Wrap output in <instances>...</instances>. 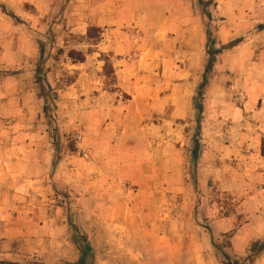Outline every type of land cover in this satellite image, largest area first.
<instances>
[{
  "label": "rangeland",
  "instance_id": "rangeland-1",
  "mask_svg": "<svg viewBox=\"0 0 264 264\" xmlns=\"http://www.w3.org/2000/svg\"><path fill=\"white\" fill-rule=\"evenodd\" d=\"M132 1L147 12L118 28L107 0H0V150L33 185L0 264L76 263L79 236L94 264H264V0ZM137 194L134 223L172 236L173 260L126 248L115 213Z\"/></svg>",
  "mask_w": 264,
  "mask_h": 264
},
{
  "label": "crops",
  "instance_id": "crops-1",
  "mask_svg": "<svg viewBox=\"0 0 264 264\" xmlns=\"http://www.w3.org/2000/svg\"><path fill=\"white\" fill-rule=\"evenodd\" d=\"M107 1V4L98 6V13L100 12L99 14H101V12H103V16L108 17L110 20H112V23H114L118 28L129 27V25L133 26L132 21L135 20L133 18H136L137 16L143 17L145 15L144 13L147 12V9L143 8L142 2H139V5L135 4L138 5L135 10L132 0ZM120 1H123V4H121ZM138 21H140V19ZM3 31L4 29L2 28V26H0V37H2L1 35ZM114 45V42L110 39L107 43H104L97 47H99V51H103L104 53H106L107 51L117 52L118 50L116 47H114ZM123 47H126V44H124ZM124 53L126 54L127 52ZM127 60L129 59H124V61ZM128 74L129 73H127L126 69H123L120 74V79H123V81H128L130 79ZM13 157L15 156L10 151L5 149L0 150V226H4L0 230V236L2 237L1 239L4 238L16 240L18 237L22 236V229L21 231L19 230V220L16 221L14 219L15 201H19L17 200V196L20 198L24 195H30L33 185L31 183L30 170L26 174L28 176V179L25 181L20 180L19 177H22L19 170L20 163L19 161L14 160ZM28 157L29 158L27 159V161L30 163L32 160H34L35 155H31V153H29ZM35 182L36 179H34V183ZM113 188L116 189L117 187ZM110 189H112L111 186ZM135 199L137 200H134V203L133 200L128 201V209H126V211L122 212L117 210L115 213V215L117 216V218H115L116 221L118 222L119 220H121L119 224H124V227H126L127 229V232L124 236L126 248H131L135 253H138L140 257H142L146 252H154L157 254V252H159L161 249H165L171 253L170 258H172L173 260L172 253H175L176 246L174 243L175 239H173L172 236L164 237V235L160 234L158 228L155 225H152L151 227L147 224L146 220L140 221L141 223H139V220H137L138 223H134L133 218L137 217L136 214H140L139 212L142 210V202L138 201V199H140L138 194L136 195ZM134 211L137 213H135ZM121 216L125 217V220L121 219ZM0 255L6 257L11 256L12 254H7L4 252Z\"/></svg>",
  "mask_w": 264,
  "mask_h": 264
},
{
  "label": "trees",
  "instance_id": "trees-1",
  "mask_svg": "<svg viewBox=\"0 0 264 264\" xmlns=\"http://www.w3.org/2000/svg\"><path fill=\"white\" fill-rule=\"evenodd\" d=\"M203 1V0H201ZM102 32L101 29L92 27L88 31V36L89 38L93 39L95 38L94 32ZM216 47L219 46V44L215 45ZM70 58L75 62V63H84L86 62V56L82 54L81 52H76V51H71L69 54ZM208 58L209 62L206 68V74L204 78V83L202 85V90L200 92L201 97L203 96L202 92L204 89L209 85L210 80H211V75L213 73V70L217 64V55L214 52L209 51L208 52ZM35 82L40 88V98L41 100H44L47 102V100H50V96H47L46 94H43V92L46 90L44 89L45 87L50 88V85L48 83V78L45 74V67L42 63L38 65V69L36 71V76H35ZM198 109L200 113H202V106L201 104L198 106ZM199 140L198 136L196 135V139L194 141V150H193V159L194 161L197 160L198 158V153H199ZM264 154V151H263ZM79 243L81 247V256L80 259L76 263H67V264H94L95 261V252L93 248L91 247L90 244H88L87 240L85 238H82L79 236ZM232 264V262H230Z\"/></svg>",
  "mask_w": 264,
  "mask_h": 264
}]
</instances>
